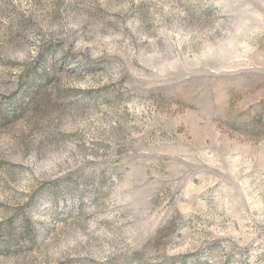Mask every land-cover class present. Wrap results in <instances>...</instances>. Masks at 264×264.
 Masks as SVG:
<instances>
[{"label": "rangeland", "instance_id": "rangeland-1", "mask_svg": "<svg viewBox=\"0 0 264 264\" xmlns=\"http://www.w3.org/2000/svg\"><path fill=\"white\" fill-rule=\"evenodd\" d=\"M0 264H264V0H0Z\"/></svg>", "mask_w": 264, "mask_h": 264}, {"label": "trees", "instance_id": "trees-1", "mask_svg": "<svg viewBox=\"0 0 264 264\" xmlns=\"http://www.w3.org/2000/svg\"><path fill=\"white\" fill-rule=\"evenodd\" d=\"M24 90H22L20 93H18V94H24ZM27 95V94H26ZM21 97H23L22 95L20 96V98ZM23 99V98H22ZM18 106V110L15 112V116L17 115V112L20 110V111H22L23 109H24V107H23V105L22 104H18L17 105Z\"/></svg>", "mask_w": 264, "mask_h": 264}]
</instances>
